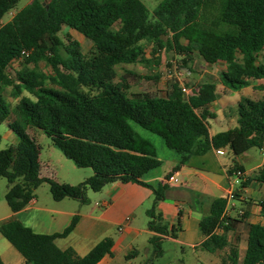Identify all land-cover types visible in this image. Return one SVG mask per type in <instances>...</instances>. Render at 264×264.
I'll return each instance as SVG.
<instances>
[{
    "label": "trees",
    "instance_id": "obj_1",
    "mask_svg": "<svg viewBox=\"0 0 264 264\" xmlns=\"http://www.w3.org/2000/svg\"><path fill=\"white\" fill-rule=\"evenodd\" d=\"M17 2L0 0V124L6 121L17 138L15 145L0 149V178L7 181L4 200L11 212L24 208L42 183L53 200L80 203L86 201L87 188L98 192L116 181L140 183V176L160 161L152 143L137 135L130 122L159 136L166 148L180 155L179 165L210 149H228L233 156L229 171H243L234 158L264 147V94L257 99L241 96L236 102L237 126L209 135L208 106L217 97L215 82L189 87L190 95L174 80L162 96L129 95L127 83L117 79L114 69L119 64L158 65L162 49L183 56V62L196 53L207 64H224L219 72L224 91L248 86L264 91V83H256L264 80V62L259 59L264 49V0H161L151 17L141 0H31L2 23ZM63 26L89 40L90 55L83 54L70 33L61 32ZM147 46L152 59L145 57ZM20 60L21 68L12 75L11 64ZM41 62L49 73L38 68ZM6 89L17 100L13 110ZM27 129L40 130L64 156L92 174L76 185L41 177L40 147ZM252 180L264 184V164L240 187ZM162 190H154L155 202ZM238 197L235 191L232 198ZM257 205L263 223L247 225L241 260L237 244L226 237L233 226L225 213L226 197L214 199L209 213L201 217L205 238L198 248L210 254L228 248L222 264H264V195ZM147 215L148 230L159 234L148 238L156 258L163 253L161 236L170 231L153 207ZM77 220L74 215L61 232L37 234L10 219L0 224V234L23 264H96L111 253V238L102 239L84 256L54 243L68 235ZM217 228L223 233H215Z\"/></svg>",
    "mask_w": 264,
    "mask_h": 264
},
{
    "label": "crops",
    "instance_id": "obj_2",
    "mask_svg": "<svg viewBox=\"0 0 264 264\" xmlns=\"http://www.w3.org/2000/svg\"><path fill=\"white\" fill-rule=\"evenodd\" d=\"M248 87L253 88L252 86ZM219 91L221 94L228 92L224 91L221 84H216L217 97L208 106V112L214 103L221 105L218 97ZM236 119V111H234L232 120L237 123ZM27 132L38 144L41 131L27 129ZM208 132L209 135L216 133L211 132L209 125ZM4 136L10 141V145L16 144L17 138L10 130L5 132ZM145 139L152 144L156 143L154 144L156 146L155 154L160 165L142 174L139 178L140 183L116 181L107 184L98 192H93L90 195L86 193L88 195L86 203H80L72 198L55 201L48 193L49 191L47 193L43 189L39 191L40 185L34 192V198L17 212H11L7 205L5 207L0 203V224L13 219L31 228L37 234H53L61 232L69 224L71 218L77 215L78 220L73 230L65 237L54 240L59 249L72 248L78 256H84L99 241L109 237L112 240L111 253L105 255L96 264H131L130 259L139 255L136 248L139 237L143 234L146 235L148 243L150 235H159L150 232L147 228L149 219L147 211L152 207L156 213L161 215L170 231V234L161 236V240H169L180 245L182 249L189 248L193 251L200 250L198 245L205 238L199 227L201 217L209 213L210 205L214 199L227 198L229 191H232L233 194L237 191L239 194L237 199H227L225 213L230 216L233 223L238 222L234 217V212L240 218L246 212L244 220L246 223H263L259 215L257 201L264 195V184L252 180L247 187H240V183L246 178H251L257 168L263 164L256 154L250 152L251 149L234 158V161L243 167L241 178H236L234 171H229L233 159L231 163L223 160V149V154H218L215 149H210L204 154L188 157L184 164L179 165L180 155L166 148L163 141L160 142L150 137ZM39 147L38 159L41 165V177L53 178L59 183L76 185L92 174L91 170L79 168L73 161H71L73 162L71 163L72 167L63 163V167L65 168L67 165L68 170L66 168L61 171L53 168V160L51 157L43 159V148L40 145ZM46 148L49 154L54 153L56 149L59 150L51 141L50 144H46ZM170 173L176 174L177 182L174 185L166 181ZM160 186L163 187L162 198L155 202L154 190ZM148 205L150 208H147ZM143 214L147 217L146 228H144L143 220L141 221ZM235 232L236 227L233 225L226 234L229 242ZM215 233L221 234L223 229L217 228ZM148 245L149 248L144 247L147 254L151 248L149 243ZM237 247L238 255L242 254L243 257L246 240L243 245ZM18 254L3 237H0L2 264L11 262L21 264L23 259H20L18 257L20 254ZM242 257H239V260Z\"/></svg>",
    "mask_w": 264,
    "mask_h": 264
},
{
    "label": "rangeland",
    "instance_id": "obj_3",
    "mask_svg": "<svg viewBox=\"0 0 264 264\" xmlns=\"http://www.w3.org/2000/svg\"><path fill=\"white\" fill-rule=\"evenodd\" d=\"M31 0H18V2L15 4V6L1 19L2 23L7 22L10 20L12 14H15L17 11L22 9L25 5H27ZM161 0H141V2L145 5L149 17L152 16V12L154 8L157 6V4ZM68 32L70 35L78 40L81 44V51L85 55H90L91 53V44L89 40L85 39L80 34L76 33L73 30L68 29L67 27L63 26L61 32ZM61 32L59 34H61ZM150 50L151 47L147 46L145 50V57L147 59H152L150 56ZM191 59L186 60V62H183V56L175 54L173 51H165V49H162L159 52L160 60L158 61V65H153L152 63H145V64H119L114 67L116 73L118 74V80L119 78H122L125 80V82L128 85V93L130 94H138V93H149L153 96H162L164 95L165 91L168 88L169 83L174 80L179 85H183L186 88H189L191 86H195L198 83L206 82V81H212L216 84H219V72L223 70L224 64L219 62L216 64H207L205 63L196 53H192ZM259 59L264 62V49L260 53ZM21 61H14L11 64V68L9 69V72L14 75L15 71H18L21 68ZM38 68L43 71L44 73H49L50 68L46 65H44L42 62L38 63ZM180 73L179 78L177 79V75ZM257 84H263L264 80H259L256 82ZM219 101L221 105L218 103H214L210 109L209 112L212 114L211 117L207 118V122L209 125V128L211 132H220L227 130L229 128H234L237 126V123L232 120L233 113L236 110V102L241 96L249 97V98H255L259 97L262 94H264V91H255L251 87H245L238 91H228L226 94H221V91H219ZM23 95L29 96L26 92L23 93ZM4 96L7 99V102L10 105V109L13 110L17 100L9 97V89H6L4 91ZM33 99V97L29 96ZM12 118L14 115L12 114ZM130 126L132 129L136 132L137 135H139L142 138H152L155 140H158L162 142V139L152 134L146 130L141 129L133 122H130ZM8 131L6 121L2 122L0 124V149H4L8 146H10V141L5 138L4 134ZM38 144L43 148L42 157L43 159H46L48 157H51L53 160V168L57 170L63 171L64 169L68 170V166L70 165L72 167L73 162L72 160H69L67 158H63L62 152L59 150H55L54 153H48L46 144H50L49 138L40 132L38 137ZM156 143H153L152 145L154 148L156 146L154 145ZM224 150V156L222 157L223 160H225L227 163H231L233 156L229 152L228 149ZM251 153L256 154L259 159L264 164V152L252 148L250 150ZM64 159V160H63ZM63 163H67L65 168L63 167ZM89 169V168H85ZM90 170V169H89ZM40 186V185H39ZM41 187V188H40ZM39 187V191L42 189L45 191V193L48 192V185L46 183L41 184ZM43 187V188H42ZM7 190V181L4 178H0V203H2L5 207H7L6 202L4 200V194ZM49 193V192H48ZM90 195L93 193L92 190L86 189L84 192V196ZM87 202L86 201L84 203ZM147 208H150V205L147 206ZM234 217L237 218L238 222L233 223V225L236 227L235 234L231 237L230 243H235L237 246H241L244 244L246 240V234H247V225L249 223H246L242 221V219L237 215L235 212L233 213ZM235 219V218H234ZM144 222V228H146V222L147 217L143 214L141 215V221ZM0 237L1 234H0ZM137 250L139 251V255L134 258L130 259L131 264H222V259L225 258L228 248H225L221 251L215 252L213 255L209 254L203 250L193 251L189 248L182 249L180 245L175 244L169 240H161L160 242V248L162 249L163 253L161 256L152 258V248H150V252L147 254L145 252L144 247L149 248V245L147 243V236L141 235L139 237L137 243ZM242 253V251H241ZM19 255V254H18ZM21 258V256H18ZM239 257H242V254L239 255ZM214 262V263H213ZM10 264H14L11 262ZM19 264V263H18ZM23 264V262L21 263Z\"/></svg>",
    "mask_w": 264,
    "mask_h": 264
},
{
    "label": "built area",
    "instance_id": "obj_4",
    "mask_svg": "<svg viewBox=\"0 0 264 264\" xmlns=\"http://www.w3.org/2000/svg\"><path fill=\"white\" fill-rule=\"evenodd\" d=\"M22 54H27V53H23L22 52ZM179 76H180V73L177 75V79H180L179 78ZM180 89H181V91L184 93V94H186V95H190V94H192V91L189 89V88H186L185 86H183V85H181L180 84ZM260 151H262V152H264V147H262L261 149H260ZM216 152L218 153V154H223V151L222 150H216ZM234 176L236 177V178H241V176H242V171L241 170H236V171H234ZM166 181H167V183H169V184H171V185H174L176 182H177V178H176V174L175 173H170L169 175H168V177H167V179H166ZM232 197H233V193H232V191H229L228 192V194H227V199H232Z\"/></svg>",
    "mask_w": 264,
    "mask_h": 264
}]
</instances>
